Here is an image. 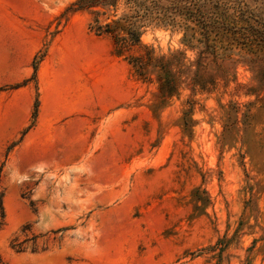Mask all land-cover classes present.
<instances>
[{
	"label": "rangeland",
	"instance_id": "rangeland-1",
	"mask_svg": "<svg viewBox=\"0 0 264 264\" xmlns=\"http://www.w3.org/2000/svg\"><path fill=\"white\" fill-rule=\"evenodd\" d=\"M54 46L101 87L132 86L107 202L87 158L29 156L46 143L28 87ZM2 57L0 264H150L154 209L159 258L174 233L172 264H264V0H0Z\"/></svg>",
	"mask_w": 264,
	"mask_h": 264
},
{
	"label": "crops",
	"instance_id": "crops-1",
	"mask_svg": "<svg viewBox=\"0 0 264 264\" xmlns=\"http://www.w3.org/2000/svg\"><path fill=\"white\" fill-rule=\"evenodd\" d=\"M50 51L34 83L28 87L31 88L34 85L39 98L36 124L30 129L29 134L35 138L36 143L39 141L46 143L44 148L35 144V147L30 149L29 156L50 161L62 159L69 164L77 162L69 167L70 172L84 167L78 160L87 158L92 170L96 175H100L99 178L102 181L103 192L99 198L107 202L106 197L111 199L116 196V190L121 188L117 186V175L126 172L125 163L131 155L130 151L119 150L118 143L120 141L126 143L130 139L117 134L116 119L121 117L124 122L127 119L131 121L132 86L130 85L129 88L120 86L115 89H110L108 85L101 87V81L94 79L92 75H80L67 69L70 61L65 59L63 47L54 46ZM4 61L3 57L0 58L2 72L5 71ZM32 97L30 96L29 102H32ZM120 126L123 130L122 121ZM179 204L178 200V207ZM127 209L124 202H115L110 204L108 211L116 215L115 221L119 225V216L126 213ZM152 213L150 231L153 241L150 242L152 250L150 264H172L180 255V240L178 238L175 247L174 233L169 234L168 237H172V241L169 240L159 258L157 242H154L158 235L156 210H152ZM139 225L138 222V228L133 230L135 238L140 236L136 235V230L140 232ZM119 233L118 228L116 237ZM159 260H161L160 263Z\"/></svg>",
	"mask_w": 264,
	"mask_h": 264
},
{
	"label": "trees",
	"instance_id": "trees-1",
	"mask_svg": "<svg viewBox=\"0 0 264 264\" xmlns=\"http://www.w3.org/2000/svg\"><path fill=\"white\" fill-rule=\"evenodd\" d=\"M3 193L0 194V210L4 214Z\"/></svg>",
	"mask_w": 264,
	"mask_h": 264
}]
</instances>
